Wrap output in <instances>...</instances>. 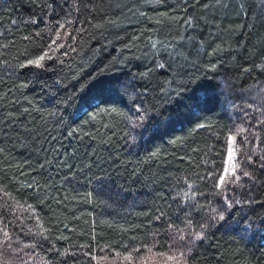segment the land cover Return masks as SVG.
<instances>
[{
  "label": "trees",
  "instance_id": "16d2710c",
  "mask_svg": "<svg viewBox=\"0 0 264 264\" xmlns=\"http://www.w3.org/2000/svg\"><path fill=\"white\" fill-rule=\"evenodd\" d=\"M0 264H264V0H0Z\"/></svg>",
  "mask_w": 264,
  "mask_h": 264
},
{
  "label": "rangeland",
  "instance_id": "374dc122",
  "mask_svg": "<svg viewBox=\"0 0 264 264\" xmlns=\"http://www.w3.org/2000/svg\"><path fill=\"white\" fill-rule=\"evenodd\" d=\"M254 95H256V98H258L257 97L258 92H256ZM230 156H231V159H230ZM233 158H234V154H233V149H232V140L229 139L228 140V143H227V150H226V159H225V166H224V175H226L225 169H228L227 174L231 173L232 166H233Z\"/></svg>",
  "mask_w": 264,
  "mask_h": 264
},
{
  "label": "snow or ice",
  "instance_id": "6c2138e0",
  "mask_svg": "<svg viewBox=\"0 0 264 264\" xmlns=\"http://www.w3.org/2000/svg\"><path fill=\"white\" fill-rule=\"evenodd\" d=\"M42 59V58H41ZM230 159H231V156H230ZM227 172H228V169H225V173L227 174ZM221 182H223L222 180H221Z\"/></svg>",
  "mask_w": 264,
  "mask_h": 264
}]
</instances>
